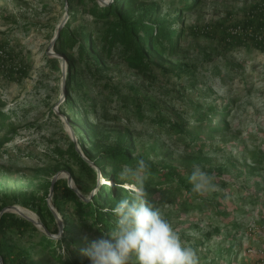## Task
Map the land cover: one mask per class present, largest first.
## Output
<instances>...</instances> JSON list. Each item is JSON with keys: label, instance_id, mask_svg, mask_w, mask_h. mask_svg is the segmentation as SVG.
<instances>
[{"label": "trees", "instance_id": "obj_1", "mask_svg": "<svg viewBox=\"0 0 264 264\" xmlns=\"http://www.w3.org/2000/svg\"><path fill=\"white\" fill-rule=\"evenodd\" d=\"M64 2L68 5L70 17L55 39L54 50L59 55H47V58L50 67L61 72L62 59L66 60V116L69 123L77 126L75 132L82 152L68 134H63L70 140L67 146L49 138L56 143L52 150L47 151L51 156V165L35 167L36 177H31L25 188L6 191L5 198L0 202V211L15 203H23L39 216L43 226L17 212H3L0 217V256L3 264H32L31 248L37 246L54 254L63 264H85L86 260L81 258L84 250L97 237L111 239L108 234L116 230L118 220L113 209L121 199H130L132 196L129 183L135 181L121 178L123 166L135 167L140 160L149 165L144 186L148 193L147 199L154 207L159 208L156 203L158 196H161L159 201L172 202L170 199L173 198L193 208L211 202L218 215L228 216L229 212L224 209L221 199L231 198L230 186L234 187L235 183L225 173L227 164L210 167L208 163H201V159H206L208 151H218L219 147L214 146L218 135L232 129L229 119L231 102L223 105L216 101L207 105L198 102L191 105L185 115L180 112L171 115L142 93L137 85L126 84L123 91L120 81L114 75L105 73L110 70L106 58L118 54L129 71L142 77L143 85H156L166 79L175 90L188 89V84L197 87L203 64L176 60L174 56L179 53L187 32L194 37L205 33L212 36L214 42L209 47L210 52L204 53L205 59L212 65V75L224 80L229 72L223 73V65L225 69L235 70L244 64V61L236 63L231 58L234 50L244 47L264 52V0L251 5L237 22L228 24L217 20L191 27L184 24V12L193 10L203 0H177V3L172 0V5L175 4L178 9L174 14L162 12V6L168 0H111L107 4H101L98 0ZM86 14L93 18L95 27L84 22L76 23L80 15ZM17 46L7 34L0 38V71L9 81L20 82L29 73V63L23 49ZM214 55L217 59L213 58ZM86 72L93 76L99 93L107 95L109 100H119L120 105L113 116L116 120L146 121V124L160 128L161 132L175 134V142L178 145L181 142L187 154L198 160L194 164H199L204 171L214 176L219 190L204 195L194 192L189 181L193 164L182 168L168 161L166 156L159 159L157 144H148L143 134L138 135L130 125L124 124L115 129L116 135L104 130L100 125L103 118L98 113L101 107L89 93ZM183 91H178L179 95ZM210 91L213 92V89L210 88ZM45 102L49 103L48 98ZM103 108L107 112V107ZM76 111L78 114L73 115ZM92 114L97 119L94 120ZM215 116L218 121H214ZM1 130L0 148H3L12 140L17 128L12 115L0 109ZM81 133L85 135L81 136ZM90 136L92 143L88 146L85 142L90 140ZM19 151L20 155L35 156L31 150L21 148ZM230 162L238 166L235 161ZM96 168L101 169L102 177ZM63 170L72 176L75 186L69 184L68 177L56 180L52 193L53 210L48 201L52 179ZM255 170L256 166L250 164L248 172L254 173ZM104 177L108 179L107 183L99 185L101 179L105 180ZM248 186L246 182L241 183L239 193L249 202H258L253 199L256 195L248 190ZM95 188H99L98 191L87 199L86 196ZM37 189L43 190L42 195L38 194ZM231 201L235 204L234 199L231 198ZM238 204L242 206V200ZM159 209L167 218L164 207ZM57 214L60 215L62 229ZM261 219L264 223V215ZM233 226L240 225L235 222ZM249 229L254 230L252 227ZM56 233H60L58 239L52 236ZM23 242L30 245H22ZM62 246L66 248L64 259L59 253ZM230 250L233 247L227 248V251Z\"/></svg>", "mask_w": 264, "mask_h": 264}, {"label": "rangeland", "instance_id": "obj_2", "mask_svg": "<svg viewBox=\"0 0 264 264\" xmlns=\"http://www.w3.org/2000/svg\"><path fill=\"white\" fill-rule=\"evenodd\" d=\"M98 1L107 4L111 0ZM257 1L260 0H203L193 10L184 12V24L191 27L217 20L231 24L242 19L250 6ZM162 7L163 13L169 11L174 14L178 11L175 4L172 5V0H168ZM69 17L68 5L64 0H0V38L7 34L19 45L17 47L23 49L25 59L29 63V73L20 82L9 81L0 71V109L12 115L17 128L12 140L0 148V202L5 198L7 190L13 192L25 188L29 179L36 177L35 167L51 165V156L49 157L47 151L52 150L56 143L49 138H54L57 143L66 146L69 139H72L82 152L75 132L77 126L69 123L66 116V61L62 59L61 72L52 69L47 58V55L58 56L54 50L55 39L59 27L64 26ZM80 22L95 27L93 18L88 14L80 15L76 23ZM213 44L212 36L208 34L201 33L194 37L187 32L182 39L179 53L174 56L176 60L197 61L203 64L197 87L188 84V89L175 90L166 79L160 80L156 85H143L142 77L129 71L127 64L116 53L106 58L110 70L105 73L114 75L116 80L120 81L123 91L126 84L137 85L142 93L171 115H176V112L185 115L186 110L198 102H204L206 105L213 101L220 105L231 102L229 119L232 129L218 135L214 145L219 147L218 151H208L206 159H201V163H208L210 167L227 164L225 173H228L231 182L235 183L234 187L230 186L232 189L229 192L235 204L230 197L220 199L229 215H218L211 202H206L200 208H193L180 204L173 198L170 199L172 202L159 201L161 196H158L156 203L159 208L164 207L167 219L184 243L196 250L200 264H259V249L264 246V223L261 222L264 215V52L244 47L234 50L231 58L236 63L244 61V64L235 70L225 69L223 65V73L229 72H226L227 76L223 80L218 75H212V65L207 63L204 56L206 51L210 52L209 47ZM213 58L217 59V56L214 55ZM85 79L89 93L101 107L98 113L103 118L100 125L104 130L116 135L115 129L123 127L124 124L130 125L137 134H143L148 144H157L156 153L159 159L166 156L168 161L182 168L198 162L195 157L187 154L181 142H178L179 145L175 142V134L161 132L160 128L146 124V121L127 122L125 118L116 120L113 116L120 105L119 100H109L107 95L99 93L93 76L87 72ZM180 90H184L185 94L182 92L179 95ZM46 98L49 103L45 102ZM103 106L107 107V112H104ZM75 114L77 115L78 111L73 112V115ZM91 117L97 119L94 114ZM216 117L214 121H218ZM63 134H68L70 138ZM89 139L85 142L88 146L92 143V136ZM222 139L226 141L223 142ZM21 148L33 151L35 156L20 155ZM253 156L257 162H254ZM230 161H235L238 166H233ZM252 163L256 166L254 173L248 172ZM96 171L102 177L98 168ZM58 176L68 177V173L63 170ZM103 180L99 181V185L104 183ZM244 182L248 183V190L256 195L253 199L259 200L258 202H249L239 193L240 185ZM98 189H93L86 196L87 199ZM37 191L42 195V189ZM240 200L243 202L242 206L238 204ZM48 201L53 207L52 195L48 196ZM13 205L40 221L39 216L23 203ZM58 216L60 218L59 214ZM235 222L240 225L239 228L233 226ZM250 227L254 230L250 231ZM237 229H240L239 232ZM52 236L58 239L60 233ZM21 244L30 245L28 242ZM228 247H233V250L227 251ZM59 253L64 259L66 248L62 246ZM81 258L86 260L85 264H90L86 255H81ZM31 261L32 264H63L54 254L40 246L31 248Z\"/></svg>", "mask_w": 264, "mask_h": 264}, {"label": "clouds", "instance_id": "obj_3", "mask_svg": "<svg viewBox=\"0 0 264 264\" xmlns=\"http://www.w3.org/2000/svg\"><path fill=\"white\" fill-rule=\"evenodd\" d=\"M148 174L144 160L135 167L123 166L121 178L135 181L129 183L132 196L121 199L113 209L118 220L116 230L108 234L111 239L94 240L84 250L90 264H200L196 250L184 243L160 209L148 201L144 186ZM214 180L199 164H193L189 181L194 192L218 191Z\"/></svg>", "mask_w": 264, "mask_h": 264}, {"label": "water", "instance_id": "obj_4", "mask_svg": "<svg viewBox=\"0 0 264 264\" xmlns=\"http://www.w3.org/2000/svg\"><path fill=\"white\" fill-rule=\"evenodd\" d=\"M62 27H63V26L59 27L58 32L60 31V29H61ZM56 55H59V54L56 53ZM65 61H66V60H65ZM64 83H65V81H64ZM64 90H65V84H64ZM67 173H68V172H67ZM58 178H59V176H58V173H57V174L53 177V179H52L51 191H50L49 196L52 195L53 190H54V184H55V182H56V180H57ZM68 180H69V184H70L71 186H74V185H73L74 182H73L72 176H71L69 173H68ZM51 207H52V206H51ZM11 209H14V210H15V211L13 210L14 212H17V213H19V214H21V215H23V216H25V217L31 219L32 221H34V222H35L36 224H38L39 226H43L42 223H41V221H38V220H36V219L30 217L29 215H27L26 213H24L19 207L15 206V205H10V206H7V207L3 208V209L0 211V217H1V215H2L3 212H5V211H12ZM52 209L54 210L53 207H52ZM57 217H58L59 222H60V228L62 229V221H61V219L59 218L58 214H57ZM0 263L3 264V259H2L1 256H0Z\"/></svg>", "mask_w": 264, "mask_h": 264}, {"label": "built area", "instance_id": "obj_5", "mask_svg": "<svg viewBox=\"0 0 264 264\" xmlns=\"http://www.w3.org/2000/svg\"><path fill=\"white\" fill-rule=\"evenodd\" d=\"M259 250L261 251V260H260L259 264H264V246L260 247ZM253 251H254V249H253Z\"/></svg>", "mask_w": 264, "mask_h": 264}, {"label": "bare ground", "instance_id": "obj_6", "mask_svg": "<svg viewBox=\"0 0 264 264\" xmlns=\"http://www.w3.org/2000/svg\"><path fill=\"white\" fill-rule=\"evenodd\" d=\"M104 178H105V177H104ZM103 181H104V182H105V181H108V179L105 178V180H103ZM105 183H106V182H105Z\"/></svg>", "mask_w": 264, "mask_h": 264}]
</instances>
